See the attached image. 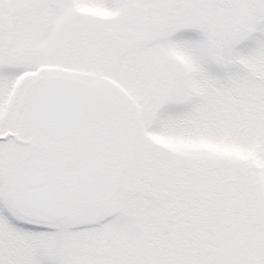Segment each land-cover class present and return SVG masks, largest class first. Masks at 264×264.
I'll return each mask as SVG.
<instances>
[{"label":"snow or ice","instance_id":"obj_1","mask_svg":"<svg viewBox=\"0 0 264 264\" xmlns=\"http://www.w3.org/2000/svg\"><path fill=\"white\" fill-rule=\"evenodd\" d=\"M0 264H264V0H0Z\"/></svg>","mask_w":264,"mask_h":264}]
</instances>
